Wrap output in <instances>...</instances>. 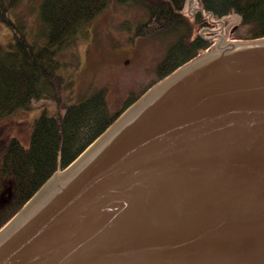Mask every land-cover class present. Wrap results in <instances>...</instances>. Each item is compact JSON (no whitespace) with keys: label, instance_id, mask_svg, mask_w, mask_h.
<instances>
[{"label":"water","instance_id":"water-1","mask_svg":"<svg viewBox=\"0 0 264 264\" xmlns=\"http://www.w3.org/2000/svg\"><path fill=\"white\" fill-rule=\"evenodd\" d=\"M0 264H264V37L149 89L0 229Z\"/></svg>","mask_w":264,"mask_h":264},{"label":"trees","instance_id":"trees-1","mask_svg":"<svg viewBox=\"0 0 264 264\" xmlns=\"http://www.w3.org/2000/svg\"><path fill=\"white\" fill-rule=\"evenodd\" d=\"M120 1L140 4L148 12L147 21L135 29L136 36L174 39L156 67L157 80L143 94L209 48L200 35H192L195 25L203 22L202 13L212 15L211 20L236 15L242 25L250 26L246 39L264 37V0H194L198 9L194 20L188 13L190 0ZM21 2L0 0V23L13 38L12 43L0 44V120L17 112H43L34 123L29 146L11 139L3 153L0 189L10 196L0 208V229L54 173L71 165L143 95L132 97L119 112L109 108L104 89L74 104L75 82L61 74L60 48L73 39L79 26L103 11L108 0H41L39 22L44 30L36 37L42 43L30 41L24 20L14 15Z\"/></svg>","mask_w":264,"mask_h":264},{"label":"rangeland","instance_id":"rangeland-1","mask_svg":"<svg viewBox=\"0 0 264 264\" xmlns=\"http://www.w3.org/2000/svg\"><path fill=\"white\" fill-rule=\"evenodd\" d=\"M40 4L41 0H22L14 15L24 20L31 36L29 40L42 43L36 37L44 30L39 22ZM195 4L196 1L190 0L188 5L192 20L197 12ZM147 19L148 12L140 4L108 0L103 11L77 28L73 39L68 44L64 43L58 52V60L62 64L61 74L75 82L76 93L72 103H78L93 91L104 89L109 108L119 112L132 97L143 94L157 80L156 67L174 39L136 36V27ZM249 27L242 25L236 15L219 20L203 16V22L195 25L192 35H200L210 46L218 43L220 37L228 41L254 40L246 39ZM12 40L10 29L0 23V44L7 45ZM42 112L41 109L17 112L0 120V164L11 139H17L25 147L29 146L34 123Z\"/></svg>","mask_w":264,"mask_h":264},{"label":"flooded vegetation","instance_id":"flooded-vegetation-1","mask_svg":"<svg viewBox=\"0 0 264 264\" xmlns=\"http://www.w3.org/2000/svg\"><path fill=\"white\" fill-rule=\"evenodd\" d=\"M9 193H10V191H9ZM9 196H10V194H7L6 190H2L0 192V208L3 207L7 203Z\"/></svg>","mask_w":264,"mask_h":264},{"label":"bare ground","instance_id":"bare-ground-1","mask_svg":"<svg viewBox=\"0 0 264 264\" xmlns=\"http://www.w3.org/2000/svg\"><path fill=\"white\" fill-rule=\"evenodd\" d=\"M114 132H116L115 128H113V130L110 132V134L106 136L107 138L105 137V141H106L109 137H111V136L114 134ZM252 181H254V178H252ZM60 183H61V181L58 182V185H60Z\"/></svg>","mask_w":264,"mask_h":264}]
</instances>
